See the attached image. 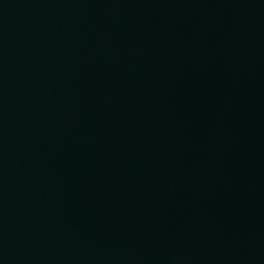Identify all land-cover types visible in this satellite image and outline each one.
<instances>
[{
  "label": "water",
  "instance_id": "1",
  "mask_svg": "<svg viewBox=\"0 0 264 264\" xmlns=\"http://www.w3.org/2000/svg\"><path fill=\"white\" fill-rule=\"evenodd\" d=\"M0 264H264V0H0Z\"/></svg>",
  "mask_w": 264,
  "mask_h": 264
}]
</instances>
